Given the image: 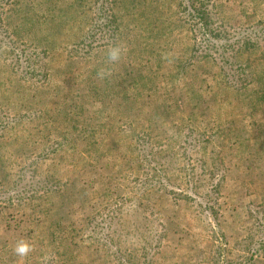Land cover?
Listing matches in <instances>:
<instances>
[{
	"label": "rangeland",
	"instance_id": "1",
	"mask_svg": "<svg viewBox=\"0 0 264 264\" xmlns=\"http://www.w3.org/2000/svg\"><path fill=\"white\" fill-rule=\"evenodd\" d=\"M200 1L0 0V264H264V0L224 65Z\"/></svg>",
	"mask_w": 264,
	"mask_h": 264
},
{
	"label": "trees",
	"instance_id": "2",
	"mask_svg": "<svg viewBox=\"0 0 264 264\" xmlns=\"http://www.w3.org/2000/svg\"><path fill=\"white\" fill-rule=\"evenodd\" d=\"M195 5L197 3L195 2ZM186 21L188 22L189 26L195 30V32H200L202 35L206 36L203 38L204 47L207 49H197L199 50V58L202 56L210 57L214 60V54H210L209 51H213L215 54L219 55L221 65L224 64H230L227 62L225 58V54H227L228 51H233L235 48L233 47L235 43L229 41L228 39H225L224 42L219 43L217 40H210L217 38L220 36V32L211 24L213 23L210 13L208 12L207 5L205 4L204 0H201L198 4V6H192L191 11L187 14L185 17ZM239 50V49H237ZM203 51V54H202ZM212 53V52H211ZM219 53V54H218ZM229 69L227 70H234V68H231L229 65ZM223 70L222 73L224 75L227 74V77H234V73L228 74L226 71ZM223 76V75H222ZM235 76L237 78H241L240 73H235ZM227 80V79H226Z\"/></svg>",
	"mask_w": 264,
	"mask_h": 264
},
{
	"label": "clouds",
	"instance_id": "3",
	"mask_svg": "<svg viewBox=\"0 0 264 264\" xmlns=\"http://www.w3.org/2000/svg\"><path fill=\"white\" fill-rule=\"evenodd\" d=\"M126 49L120 45L116 44L108 48L107 50V59L110 63H115L121 60V58L125 55ZM110 70L101 69L98 72V75L101 79L110 75ZM33 249V244L31 241L26 239H19L16 241L13 251L19 257H26Z\"/></svg>",
	"mask_w": 264,
	"mask_h": 264
}]
</instances>
